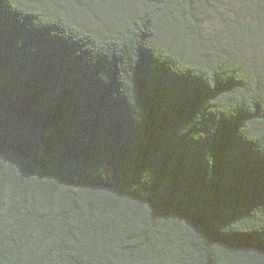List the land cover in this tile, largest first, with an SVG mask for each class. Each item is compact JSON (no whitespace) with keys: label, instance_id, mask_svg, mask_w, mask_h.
I'll return each instance as SVG.
<instances>
[{"label":"trees","instance_id":"1","mask_svg":"<svg viewBox=\"0 0 264 264\" xmlns=\"http://www.w3.org/2000/svg\"><path fill=\"white\" fill-rule=\"evenodd\" d=\"M241 1L247 56L198 47L213 0H0V264H264V0Z\"/></svg>","mask_w":264,"mask_h":264},{"label":"rangeland","instance_id":"2","mask_svg":"<svg viewBox=\"0 0 264 264\" xmlns=\"http://www.w3.org/2000/svg\"><path fill=\"white\" fill-rule=\"evenodd\" d=\"M213 2L217 7V11H207V17L202 31L203 39L202 41L200 39L197 41L198 47L210 51L218 50L225 52L229 50L228 48L231 45L234 51H240L241 48H244V51L246 49L244 54L247 56V43H249L247 36L252 34L253 37L254 34L247 27L244 30L235 28L231 20L239 17V12L236 13V10L238 11L239 8H242L240 19L246 22L248 19L245 12L246 7L242 4L241 0H213ZM69 13L79 21L89 20L91 18L75 8H70ZM225 21L230 25L229 30L227 27H224L225 24L223 23ZM251 24V28H253L254 23L252 22ZM159 34L161 37H167L161 28H159ZM242 35H244V38L246 37V40H243V38L239 39V36ZM233 38H235V43L232 41ZM260 41V38L256 37L254 42H256V45H260ZM219 45L224 47L219 48Z\"/></svg>","mask_w":264,"mask_h":264}]
</instances>
